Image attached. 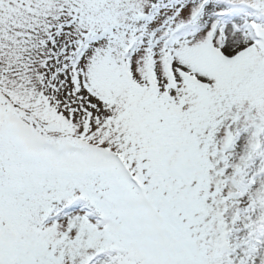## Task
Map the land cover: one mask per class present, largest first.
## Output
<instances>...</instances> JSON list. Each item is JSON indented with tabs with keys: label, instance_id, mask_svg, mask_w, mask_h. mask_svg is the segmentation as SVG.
Here are the masks:
<instances>
[{
	"label": "rangeland",
	"instance_id": "374dc122",
	"mask_svg": "<svg viewBox=\"0 0 264 264\" xmlns=\"http://www.w3.org/2000/svg\"><path fill=\"white\" fill-rule=\"evenodd\" d=\"M230 1L264 13V0ZM187 4L175 19L182 0H0V94L12 101L0 95V264H81L112 248L127 253L116 264H151V251L168 264H222L217 213L226 194L214 159L233 130L245 129L241 145L254 148L264 62L255 49L215 56L221 27L210 17L219 5ZM202 5L209 33L166 55V37ZM243 15L249 46V25L261 36L264 28ZM137 181L146 198L134 193ZM74 197L111 226L102 230L77 209L39 229Z\"/></svg>",
	"mask_w": 264,
	"mask_h": 264
},
{
	"label": "bare ground",
	"instance_id": "6f19581e",
	"mask_svg": "<svg viewBox=\"0 0 264 264\" xmlns=\"http://www.w3.org/2000/svg\"><path fill=\"white\" fill-rule=\"evenodd\" d=\"M225 30L227 31L224 33L223 37L228 38L225 44H223L225 55L231 57L247 47L246 42L248 41V39L245 30H242L243 32H241V34L233 33L234 30L232 29V27H230L229 29L226 28ZM244 134L245 133L242 129L232 131V133L230 134L232 141L236 142L235 148L232 151L235 160L236 156L238 155L249 154L247 151L242 149L241 146H239V144H242L245 140H247V137H244ZM258 138L261 142H263V144L261 145V150L258 154L254 153L253 156H250L251 158H254V163L250 165L251 167H241L240 171L238 172V178L241 179L238 180V184L233 188V194L231 197V200L233 201H225V205H223L224 207H226L223 217L230 218V220L234 221V224L231 221L232 224H230V222H227L224 225H219V227L227 228L230 231L233 229L234 234L233 240L227 242L225 241V243L222 242L220 244L221 247L219 250L221 252L222 264H234L233 261L235 260V257L245 249L247 250L246 253L255 252L257 254V256L250 259L249 263L264 264V193H262L263 190L261 191L260 189L262 188H258V186H256L255 188L244 194V197L240 201L236 202L234 200L235 197H241L242 195L241 184L239 183V181H246L248 184H250V181L248 180V173L251 170L258 169L261 165L264 164V130L260 129L258 131ZM239 140L242 142H240ZM246 158L248 159V157ZM222 159L223 156L218 155L217 158H215V162L221 164L223 163ZM256 171L264 172V167ZM213 177L214 180H217L220 175L214 174ZM262 181H264V179ZM251 204L253 207L251 206ZM239 210L246 211L247 214L242 216L239 214ZM217 215L220 219H222L221 213H217ZM237 247H239V249L234 252ZM231 253L235 254L231 255ZM114 260L115 257L112 255V253L106 252L105 258L102 259L98 264H111L112 262H114ZM246 262H248L247 259L245 263Z\"/></svg>",
	"mask_w": 264,
	"mask_h": 264
}]
</instances>
